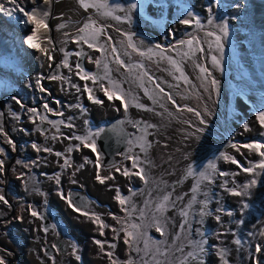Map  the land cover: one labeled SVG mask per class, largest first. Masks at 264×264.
Returning a JSON list of instances; mask_svg holds the SVG:
<instances>
[{"label": "rangeland", "instance_id": "374dc122", "mask_svg": "<svg viewBox=\"0 0 264 264\" xmlns=\"http://www.w3.org/2000/svg\"><path fill=\"white\" fill-rule=\"evenodd\" d=\"M225 1L228 4V8L222 6L216 8L213 14H209L204 12L205 7L203 4L201 10L194 12L195 0H171V2L162 0V4L166 2V5L159 6V9H153L152 6L154 4L151 6V9L145 5V10L142 11L144 15L140 16L136 15L133 11L130 13L126 12V0H119L121 8L124 9V11L118 15L107 16L97 12L94 14L88 11L90 15L85 19L62 15L63 20H57L55 15L57 0H53L47 7L50 12V16L48 17L49 29L51 31L55 29L57 33H59L56 41L59 48L57 54L58 62L55 64L53 69L54 72L50 74V76L64 77L63 73L65 68L71 70L73 67L72 61L75 56H78L76 55L77 52L82 51L85 53L84 55L78 56L77 63L82 60L84 62L83 57L93 52L96 54L97 59L101 61V64L99 66L95 64L94 68L85 69V71L90 75L103 78L102 82L106 87L107 82L104 81V76L107 75L105 73V61L107 66L115 62L116 57L114 55L119 54V51L124 49V52L122 55L119 54V57L124 62H128V68L130 70H126L127 68L125 67L115 66L111 69L112 73H110V75L119 83L126 86V92H129L132 98L135 97L139 103L151 109L146 110L140 108L142 112L156 116L153 120L143 119L133 121L130 124L131 127L137 129L140 124L142 126L145 124H153L156 126L158 124L156 128L157 133L163 134V132L165 133L169 129L174 128L182 135L180 138H166L169 142L175 143V145L171 147L170 144H166L165 151L160 152V165H157L153 163L155 157L151 152L153 142L150 136L153 128H148L147 134H145L147 141L151 142V146L148 147L147 157L146 159L143 158L145 173H150L153 186L159 189L160 193L163 194L170 191L169 194L172 199L177 194L178 190L186 188L187 177L184 176L189 166H194L197 159L201 157L204 151L216 154L217 150L213 149L219 148L218 156L221 152L233 155L241 164H245V166H247L245 160L246 156L248 160L251 161L259 160V157L255 156V154L249 155L248 149L242 148V155L240 152H236L231 145L264 139V128L255 134L245 133L246 130L243 128L245 123L249 125L250 130H252L253 123L258 125V112L264 110V41L262 43L259 41L261 35L264 37V30L254 31V0ZM134 2L138 6L137 0H134ZM147 3L150 2L148 1ZM236 3H239L241 7L236 8L230 6ZM190 11L193 13L192 17L188 15ZM129 15L131 17L130 22L126 18ZM116 16L121 17V19H115L114 17ZM210 16H215L217 23L219 19L223 18L222 20L227 21L229 25V36L224 38L223 41L224 47L222 57H220V53L217 50L214 37L208 35L209 32L218 31L217 28L214 27L216 25L215 23L211 25L208 23V18ZM196 17H199L201 21L200 26L195 23ZM89 18L94 20L95 23L104 30L102 44H100L104 51L99 53H97L98 51L95 49L88 48L87 45L85 46L84 44H77L74 42L75 36L73 34L77 33V29L87 23ZM184 19H191L192 23L187 25L180 23V21ZM203 22L204 24L202 25ZM61 24L65 25V27L58 28ZM18 29L24 30L25 32L28 27L24 26L23 29L21 27ZM71 31H74V33L72 34ZM129 35L132 38L131 43L134 44L136 48L138 46H143L144 54L142 57L136 53V50L129 46ZM109 37H111V39H108ZM241 37L244 38V43L247 45L246 52H242V50L238 49V46L243 42ZM189 41H192V43L189 44ZM71 43H75L76 47H71L69 49ZM113 48H115V52H113ZM201 48H203L204 52L200 51ZM150 49L151 51L149 54L148 51ZM177 50L189 54L190 58L188 60L179 61ZM250 52L252 53V69L248 70L244 67L245 71L248 72L245 76L240 69V64L242 61L243 64L246 65ZM213 55H217L218 58L221 59L224 69L223 72H221L218 67L213 66L211 59ZM206 56L211 60V64L208 61V73L211 74L209 79H205L208 73H202L197 67V65L203 66V59L204 57L206 58ZM61 57L62 60H60ZM168 57L176 61V65H173ZM65 59H67V63L71 65V67H66L64 65ZM136 60L143 61V69L146 71L147 75L151 77V80H155V84H159L163 89L164 84L173 91L175 95L174 99H177L178 105L180 106L179 110L177 104L172 105V103L167 101V98L157 89L160 95V101L153 102L150 100L149 102L148 95L145 94L144 89L137 83L136 69H133ZM90 61L93 62L94 58L92 57ZM177 67L182 70L183 76L176 70ZM74 69L76 70L75 66ZM131 69L133 72H131ZM81 75H83V73H81ZM0 77H3L1 73ZM66 78L67 79L60 84L59 110L62 107L72 110L77 107L76 105H80V108L87 110L88 108L84 106L85 103L83 99H77L73 102L72 96H69L70 91L73 88H77L73 87V85H77L79 88V90L77 88V92L82 94L81 90L83 88V83L81 84L80 77L76 75V71H70V74ZM211 78H215L219 83L218 95L216 94L215 86L210 84ZM40 80L46 91L42 92L40 87L35 84V82H32L29 87V92L24 96V98L28 99V101L34 105H40L42 102L54 97L53 88L46 87L49 77L45 76ZM77 80L80 81L76 83ZM132 80L133 83L131 84ZM149 84L150 88L155 87L153 82ZM93 85L94 84H88V87L93 89V94L95 95L98 91V87ZM37 86L39 93L36 94L34 91ZM164 93H166L165 90ZM238 93H240V95H238ZM14 97L22 101V92L16 90ZM7 98V96L4 97L0 108L5 107ZM134 102L136 103V101ZM199 102L203 103L205 107L204 111L198 107ZM241 103H243L244 106L246 104L245 108H247L251 115L254 112L257 114L255 115L256 119L253 118L252 120L251 117L245 115L244 107ZM161 105H163V107H161ZM121 106L123 107V104H121ZM257 106L259 107L258 111L256 110ZM187 107L201 111L200 113L205 118L206 123L201 124L194 112L187 111ZM209 112L212 114L209 115ZM198 128H203L204 131L198 132ZM130 155L139 157L137 150L134 149L132 153L124 157L125 163L119 164V168L123 169L128 166V168L131 169V161L127 159ZM140 156L142 157V155ZM133 170L138 171V169ZM220 171L238 174L220 176ZM247 174L248 173H243L237 165L220 158L219 164L217 165V172L214 174V183L211 184L212 186L205 185L203 188L204 191L209 190L206 209L209 214L200 215V219L202 221H209L211 227H209L207 223L205 226L207 229L210 228L209 232L212 234L209 237V251L212 250V253L208 257L209 251L207 252L205 257V262L207 264H212L211 260L215 252H219L220 255V262L217 264H225V260H227L228 264H256V261H259L260 264H264L263 173L255 177L258 183L254 187L248 189L247 195L235 196L227 191V188H237L243 191V186L248 184L250 179L254 178L252 175ZM133 179L139 183L134 182L136 184L134 188L142 187V193L138 199V206L143 203L144 199H151V201L161 200L154 197L150 181L144 183L138 176ZM224 181H227V187L223 186ZM170 184H172L171 187L169 186ZM182 194L183 193L180 192L177 195L179 199L184 198ZM232 197L235 198L234 201L231 199ZM172 199L169 201L168 207L171 206ZM215 204H217L216 207L214 206ZM243 204H247L248 207H242ZM121 209L123 208L121 207ZM217 213H219L220 220L212 222V218H215ZM109 214H113L114 217L119 218V220L114 219L112 223L108 222L110 228H112V226H115L116 229L125 227L124 224L121 223L119 211H113ZM107 217L108 215L105 216V218ZM241 220H243L244 223L241 224L239 222ZM197 226L198 223L195 219L194 229ZM106 231V228L102 229L103 234H101V229L96 230L95 236H92L94 244L95 240L105 242L106 252L111 251L113 253L112 257L107 256L110 263L112 260H116L117 264H128L132 250L128 244V248L125 251L126 255H123L120 251L119 244V239L122 236L126 239H128V237L124 232H116V234L111 232L109 236H106ZM181 231L182 240L185 241L183 236L184 228H182ZM152 233L157 234V232ZM226 234L233 240L230 245H234L235 249L238 250L237 257H235L231 247L225 242ZM155 237L160 242V245L165 246L164 244L167 241H162L157 236ZM175 237L170 238L169 241L172 242ZM149 239L151 241V249V238L142 236L141 239L138 240L139 252L141 255L145 251V244ZM211 239H213L212 242ZM236 239H240L242 244L237 245L235 243ZM86 242L87 241H81V245L84 244L85 249H87ZM111 244H115L116 246L112 248L110 247ZM257 244L261 245V251L258 256H256L254 249ZM75 249L81 250L82 252L80 246H77ZM221 250H224L223 254ZM247 252H249L248 258L245 263H243L242 260ZM79 257L81 259L80 254ZM254 258L255 263H253ZM144 261L145 259L141 257V264H144Z\"/></svg>", "mask_w": 264, "mask_h": 264}, {"label": "clouds", "instance_id": "9594fccd", "mask_svg": "<svg viewBox=\"0 0 264 264\" xmlns=\"http://www.w3.org/2000/svg\"><path fill=\"white\" fill-rule=\"evenodd\" d=\"M130 1L133 4H135L134 0H130ZM148 1L150 3H147ZM103 2L107 3L108 5L114 4L115 5L114 8L116 6L121 8V4H120L119 0H103ZM115 2H117V3H115ZM137 2H138L137 8L135 10H132V11L136 15H140V16L144 15L142 13V11L145 10V5L147 7H149L150 9H151V6L153 4L156 6L166 5V2H163V4H162V0H143V1L137 0ZM167 2H171V0H167ZM207 2H208V0H202V4L205 7L204 8L205 13H207V11H206ZM128 8L129 7H126V9H128ZM102 10L103 9H101L100 11H102ZM85 11H87V12L89 11V12H92L94 14H95V12L101 14L100 11H96V9H94V8H89ZM122 12L123 11L120 10L118 13L110 14L107 16L118 15ZM89 15L90 14H87V16H89ZM260 20L264 21V17H261ZM84 23H85V21H84ZM203 24H204V22L202 23V25ZM95 25L97 27H101L96 23H95ZM24 26L28 27V29L25 32H24V30L18 29L19 28L18 26H10L7 23L4 24V20H2V24L0 25V31H2V32L6 31V33H7V35L5 36L0 32V73L2 74L3 78L8 81V83H9V80L12 78H14V80H15L13 90H12V88H13L12 86L7 85V89L14 91V93L10 94V96L8 94L5 95L8 97L6 99V102H5V107L4 108L1 107L3 109L1 111V113L3 115V122H2V126H0V127L3 128L4 133H6L7 135L5 136L3 133H0V147L4 148V150H5V152L3 154H0V159H3L5 161L4 171L2 173H0V194H3L6 197V199L9 201L10 206L5 205L2 202H0V209H4L7 212L12 211V208L14 205V199L17 196H24L28 200L40 199L43 197L42 192H40L39 190L32 192L28 188L29 184L33 185V182L30 180L28 172L26 170H22L20 172V174L15 173L13 160H9V158H8V153L11 151H14V149H15L9 143H7V140H9V139L14 144L18 143L20 150H28V151L33 152V153L37 152L36 149H34L32 147V145L34 143L37 144V142H36V138L33 136L32 132L29 129L31 120L27 117L21 116L20 113L17 112L16 110L21 111L22 109L28 108L31 104H33L30 101H28V99L24 98L25 94L29 92V90H30L29 87L32 84V82H35V84H36V81L38 79L40 80L42 77L48 76L49 80L46 83V87H48V88L52 87L54 89V87L52 85L47 86V84L50 81L59 80L60 81L59 85H60L61 82L65 81V79H67L66 77H68V76L65 77V75L63 73L64 77L56 76V77H58L57 79H50V77L54 76V75L50 76V74H52L54 72L53 69H54L55 64L58 62V59H56L55 62H53V65L51 66L50 71L46 75L38 78L37 80H34V79L30 78L29 76L25 75V74H29V72H28L29 69H33V66L35 65V62H36V57L33 55V58L30 61L25 62V64H24V62L19 60L17 55H16L17 51H21L22 55L24 56L26 49H28V47L26 46V43H24L25 37L23 38V42L18 37V35H20V34L28 35L30 33L29 32L30 24H27L26 22H21L20 27L23 29ZM58 28H59V26H58ZM54 30L55 29H52V31L50 30L49 33H50V37L52 38V41H53V44L51 45V47L56 54V50H57V52H59V48H58L57 42H56L58 39L59 33H57V30H55V31ZM71 32H72V34L74 33V31H71ZM103 34H102V40H103ZM73 35L76 37L78 35V32L73 34ZM7 39H10L11 41H13L14 45L17 47V50L14 51L15 54L11 51H7L4 49L3 46L5 45V42ZM24 44H25V48H24ZM72 44L73 43H71L69 45V49L71 48ZM72 47H74V46H72ZM136 49H138V51L136 50V53L142 57L143 55H141L140 53L144 52L143 46H138ZM238 49L242 50L241 44H240V46H238ZM29 52H31V51H29ZM99 52H101V51H98L97 53H99ZM148 53L150 54V51H148ZM177 54L179 55V61L188 60L190 58L189 54L180 52L178 50H177ZM59 55H60V53H59ZM86 56L83 57L84 60H85ZM114 56L116 57V55H114ZM119 59H121V58L119 57ZM208 61L211 64L210 58L208 56H206V58L204 57L203 63H202V65L204 67H206L207 69H208ZM77 62H78V59L76 60V64H77ZM83 63H84L83 60L81 62H79V64H81L84 69H90L89 67H87ZM141 64H143L142 60H136V64L134 65V68H133V69H136V76L139 79V81H137V83L143 89L144 88L149 89V94H151V92H153V91H154L153 93H156V97H154L153 94H151V96L153 97L152 99H150L149 95H148L149 102H150V100L153 102H154V100L156 102H158V101H160V95L158 93L159 89H157L155 87L150 88V84H149V83L153 82V84L155 85V80H150L148 75L147 76L144 75V73L146 71L143 68L139 67V65H141ZM110 65L112 68H114L115 66H120L123 68L124 67L127 68L126 70H129L128 62H125L126 66H122V65L118 64L116 59H115V62L111 63ZM17 66L19 68L18 70L16 69ZM244 67L246 69H248L246 67V65H244L243 62L241 61L240 69L242 70V73L245 75V74H248V72L245 71ZM106 68L107 67H105V72H106ZM65 69H67V68H65ZM248 70H250V69H248ZM77 71L78 70L76 69V72ZM78 81H80V80H77L76 83ZM82 83H83V88L81 91L83 92L84 95L87 94V97H88V93L84 90L85 85L88 86V83L85 82V80H81V84ZM91 84H93V83L91 82ZM94 85H96V84H94ZM121 87L125 93H129V92H126V86L121 84ZM163 87H164V90L166 91V93L171 94L173 98L175 97V95L171 89L166 87L164 84H163ZM2 89H3V87H2ZM73 89L77 90V88H73ZM16 90H19L20 92H22V96H23L22 103L24 105L23 108L20 106V104H18L16 102V100L12 99L15 96ZM53 92H54V97H52L48 100H51L53 104H57V101L59 100L60 97L56 95L55 90H53ZM34 93H36V94L39 93L38 86L36 87ZM70 93H71V91H70ZM78 94L79 93L76 92V95H78ZM161 94L164 95V93H161ZM238 95H240V93H238ZM4 97H3L2 101L4 100ZM10 97H12V98H10ZM114 100H111V101H114ZM47 101H45V103ZM167 101H169V100H167ZM175 101H176V104L178 105L177 99H175ZM73 102H75V100H73ZM169 102H171V101H169ZM119 103H120L121 109L123 110L124 108L121 106V104H123V102L120 100ZM201 104L203 105V103H201ZM241 104L243 105V103H241ZM43 105L44 104H42L41 106L43 107ZM172 105H174V104H172ZM245 106H246V104H245ZM198 107H199V105H198ZM188 108L189 107H187V109ZM132 109L141 110L139 107L132 105L131 107L128 108L127 111H125L123 118L121 120H119L118 117L110 118V120L112 119L111 121L117 120V123L114 125L117 127H115L113 130L114 131L119 130L120 129L119 125H121V130L123 129V130H125L126 133L128 132V137L123 142V147L122 146L120 147V148H122V150L119 153V155L117 156L116 160L114 161L113 158H114L115 154H117L119 152L120 148L118 149L117 152H114L112 154L111 158H109V161H108L110 166L105 168V173L108 176H114L115 179L114 180H108V181H106L105 184H101L98 180H96V183L99 184V186L95 187L93 197L91 198V200L88 204V207H87V212L90 215L95 214V215L99 216L101 218V220H103L106 225H109L108 222H110V223L114 222V215L109 214V213L116 211V210H109L108 213L105 214V213H102L101 211H99L98 209H96V204L101 202L103 199H105L110 191L114 192L113 193L114 200L116 202V205L120 208L118 210L120 213V219H121V221L124 222L123 224L125 227H127L129 224H132V223H139V224L142 223V220L144 217L142 218L141 214H143V212H144V207H145L144 205L146 204V201H150L151 203H155V205L157 204V202H160V200L159 201H151V199H144L143 203L140 206H138V199L142 193V187L141 188H134L136 186V184L134 182H131V180L129 179V177L134 178L137 176L132 175V176H128L125 178V176H123L120 172L115 171V169L119 166V164L125 163L124 157L126 155H128L129 153H132L134 149L137 150L140 161H141V166L145 170V164H144L143 158L146 159L147 154H148V148H147L146 152L141 151L140 145L145 143V141H147V138L145 137V132L141 130L143 128V126L141 124L139 125L140 129L139 128L135 129L134 127H131L130 124L132 122H130V117H131ZM179 109H180V107H179ZM194 110L199 111L196 109H194ZM201 110L202 111L205 110L204 105H203V109H201ZM256 110L257 111L259 110L258 106H257ZM199 112H201V111H199ZM252 115L255 118V115H257V114L254 112ZM152 131H153V129H152ZM151 135H152V133H151ZM88 152H89V147H82L79 150L80 155H83V154L88 153ZM140 155H142V157ZM219 161H220V158L218 159L217 165L219 164ZM126 167H128V166H126ZM130 170L133 172L135 171L133 169H130ZM100 173H98V174L101 175ZM124 178H125V182L122 185L121 181ZM213 180H214V176H213ZM127 181H129V182L127 183ZM136 183H138V182H136ZM209 185H211V184H209ZM117 189L119 190L121 195L129 198V204L128 205L121 206L119 204V202L115 199V194H116ZM208 198H209V190L206 191L205 195L202 196V200H208ZM102 205L108 209L111 208L110 205L106 202L102 203ZM201 205L203 208L202 203H199L198 207ZM97 206H98V204H97ZM121 207L123 209H121ZM125 208H128V210L125 211ZM106 215H108L107 218H105ZM218 216H219V213H218ZM21 217H22V219H20ZM38 219H39L38 217L32 216L29 211H25L24 213L17 212L15 214L10 215V216H4V217L0 216V257H3L6 264H51L48 261V259L51 257L52 254H50V252L47 250L48 249L47 243L43 239H41L40 231L39 230H37V231L32 230L29 228V226L32 222L35 221L38 223V221H39ZM88 220H89L90 236H95L96 230H100L98 223L94 222V216L91 219L88 217ZM203 222H204V224L207 223V225L209 227H211L208 223V220L203 221ZM38 225H40V224L38 223ZM10 226H12L16 235H18L21 239L10 238V234L7 232V229ZM113 228H116V227L115 226H112V228L106 227V229H107V231L105 233L106 236H109L110 233L113 232L112 231ZM151 228H149V235L150 236H157L159 238V236L157 234H152ZM25 229L28 231H27V234L23 235L22 232ZM207 230L209 232L210 228H208ZM101 231H102V229H101ZM146 231H147V229H146ZM114 233L116 234V232H114ZM211 235L212 234L210 233V236ZM90 236H88V238L86 240L87 241L86 242L87 249H85V251L82 250V252H81V250L75 249V251L73 252L72 261L70 262V264H88L87 256H88L89 260L92 261L94 264H111L108 257L105 255L106 250L104 249L103 251H101L99 246L94 244L93 238H92V241H93L94 246L98 247L99 249L96 250L95 247L92 249H89V247L91 246L89 243V237ZM212 241H213V239H211V242ZM150 244L151 243L147 242V250H145V251H152V248L150 249ZM44 246H46V248H44ZM209 246H210V238H209V245L207 246L208 250L205 253V257L207 255V252L210 249ZM134 247H135V250L133 251L132 255L129 256V261H133L134 264H141V257L144 258V256L148 255V253H145V251H144L143 254L141 255L140 252L136 251L137 243H135ZM211 253H212V250L208 252V257ZM79 254L81 256V259L76 258L77 255H79ZM152 260H153V258L150 259V264H152ZM54 261L59 263V257L57 259H54ZM253 263H255V260H253ZM65 264H67V263H65ZM205 264H207V263L205 262Z\"/></svg>", "mask_w": 264, "mask_h": 264}, {"label": "flooded vegetation", "instance_id": "af4514ba", "mask_svg": "<svg viewBox=\"0 0 264 264\" xmlns=\"http://www.w3.org/2000/svg\"><path fill=\"white\" fill-rule=\"evenodd\" d=\"M111 69V65H108L104 81L107 82L106 87L109 90L115 91L117 87H122L121 83L110 75L112 73ZM113 81L116 82L115 87L113 86ZM14 84V78L10 79L8 83L6 79L0 77V105L6 94L10 96V94L14 93V91L7 89V85L12 86L13 90ZM95 86L97 87V85ZM98 91L94 96L100 98ZM85 98L82 92V94L79 93L76 96L75 101L83 99L85 102ZM44 103L42 102L40 105L31 104L28 108L16 111L21 116L31 120L29 129L36 138L37 145L41 149L44 147L51 148L52 152L37 151L33 153L28 150H20L19 144L16 143L14 151L8 153L9 160H13L14 172L20 174L22 170H26L30 180L33 182V185L29 184L28 188L32 192L39 190L42 192L43 197L28 200L24 196H17L14 199L12 211L7 212L4 209H0V216H10L17 212L24 213L25 211L31 213L33 210L38 212L39 215L35 217L39 218L38 223L40 225L34 221L30 224L29 228L36 231L39 230L41 239L47 243V250L52 254L48 261L51 264H70L75 248L80 246L85 251L84 244L81 245V241L85 242L88 236H90L89 220L88 217L82 215V212H87V207L93 197L95 187L99 186L96 183V175L101 172V176H108L105 173V168L110 166L108 161L112 155H108L103 151L99 140L105 131L117 123V120L111 121L112 119L110 120L108 116H99L98 109L95 106L89 107L86 103L84 106L88 108L87 111H84L80 107H75L72 110L62 107L63 109L59 110V103L53 104L51 100H48L46 103L53 109L52 112L45 111L41 106ZM29 108L38 109L42 115L48 117V120L41 122L40 116H35L36 123L34 124L33 114L27 111ZM2 110L0 108V126H2L3 122ZM119 112L121 114L118 115V119L121 120L125 110L123 109ZM57 113H62V115ZM48 121H64V123L56 127L48 123ZM69 123L73 126L68 127ZM99 129H103V131L99 136L95 137L97 151L93 152L89 148L88 153L80 155L79 150L83 147L82 142L74 139V137L87 136L89 132L94 133ZM53 136L57 138L52 139ZM68 137L73 138L69 139ZM68 149L72 150L69 151ZM121 150L122 148L115 154L114 161ZM55 152H62L64 155L56 156ZM85 157L91 162L86 161ZM65 158L69 161L67 166H64L63 163ZM97 160H99V164H97ZM81 164L84 167L81 168ZM54 176L59 177V184L53 179ZM61 192L64 193V196H71L73 206L80 207L81 212L75 211L74 207L70 206L67 200L61 196ZM27 231L25 229L22 232L23 235L27 234ZM7 232L10 234V238L21 239L16 235L12 226L8 227ZM122 238L124 237L122 236L119 239L120 247ZM134 246L135 244L129 245L132 250L131 255L135 250ZM127 248L128 244H126ZM120 251L123 255H126V250L122 251L120 249ZM58 257L59 263L54 261Z\"/></svg>", "mask_w": 264, "mask_h": 264}, {"label": "snow or ice", "instance_id": "6c2138e0", "mask_svg": "<svg viewBox=\"0 0 264 264\" xmlns=\"http://www.w3.org/2000/svg\"><path fill=\"white\" fill-rule=\"evenodd\" d=\"M11 4L13 5L12 8L6 7L5 4L0 3V12H5V13H9L12 14L14 11L15 12H21L24 14V16L27 18L26 23L33 25L34 27L30 29V33L29 35H26L25 37V43L28 44V46L30 48L33 49H37L42 56L47 59L48 61H52L54 59V57L50 54V48L48 47H41L40 43H35L34 40H38L40 39V37L38 36V33L41 32V30L43 29L45 36H44V40L47 41V43L49 45L53 44L52 38L50 36H47L46 33L48 31H50L49 29V25H48V17L50 16V12L48 11L47 8H45V5H50L53 0H10ZM25 2H27L29 5H31V7L25 11L24 8V4ZM79 4L85 9H89V8H94L96 9V11H100L101 9H107L109 6L107 3L103 2V0H78ZM223 2L222 0H208L207 5H206V11L209 14H213L216 8L222 7ZM231 7H236L239 8L241 7V5L239 3L230 5ZM137 8V4H131L129 6V8L126 10L128 13H130L132 10H135ZM122 11H124V9H121ZM106 15H109V12H105ZM189 17L193 16V13L190 11L188 13ZM39 17V18H38ZM117 20H120L121 17L116 16L114 17ZM129 22L131 21V17L130 15L126 17ZM180 23L183 24H191L192 20L191 19H184L181 20ZM195 23L196 25L200 26L201 25V21L199 19V17L195 18ZM208 23L211 24H216V28H217V32H209L208 35L214 37L215 39V44L217 47V50L220 53V57L223 56V41L224 38L229 36V25L227 23V21H220V22H216V17L215 16H210L208 18ZM60 28H64L65 25L61 24L59 25ZM103 28L102 27H96L95 26V21L92 20L91 18H89V21L87 23H85L82 27L77 29L78 35L75 37L74 42L77 44H85L88 46V48L90 49H95L97 51H104L103 47L99 44V37L103 34ZM67 34V33H66ZM108 39H111V37H109ZM129 39V46L132 47L134 50L136 49V46L134 44L131 43V36L129 35L128 37ZM43 42V41H41ZM189 44L192 43V41L188 42ZM159 47V46H157ZM62 50V49H61ZM113 52H115V48L112 49ZM151 51V49L149 50ZM200 51H203V48L200 49ZM85 53L81 52H77L76 55H84ZM141 55H143L144 53H140ZM90 60L92 59V57H88ZM168 59L170 60V62L173 65H176V61L172 60L171 57H168ZM212 59V64L215 67H218L219 70L221 72H223V66L221 63V59L218 58L217 55H213L211 57ZM116 61L118 64L122 65V66H126L125 62L121 59H119V54H116ZM97 66H99L101 64V61L96 59L93 61ZM64 65L66 67H71V65H69L67 63V59H65L64 61ZM105 67H107L105 65ZM140 68H143V65H139ZM197 67L200 69V71L202 73H208V69L204 66L201 65H197ZM75 68L78 70L76 72V75H78L80 77L81 80H91L93 84H96L97 87L99 88L100 91H102L106 96L107 99L109 101L111 100H121L123 102V108L125 111H127L129 105L127 102V93H125L123 91L122 88L117 87L115 91H111L109 90V88L105 87L102 79L100 77H97L95 75H90L88 74L85 69L81 66V64L77 63L75 64ZM177 71H179L181 73V76H183V72L182 70L177 67L176 69ZM81 73H83V75H81ZM145 76H147V73H144ZM211 76L210 73H208V76L205 77V79H209V77ZM58 77L56 76H52L50 77V79H57ZM149 79L151 80V77H149ZM113 86L115 87L116 82L113 81ZM36 84L40 87V90L42 92L46 91V89L44 88L43 84L41 83V80H37ZM210 84L214 85L216 88V94H219V83L215 78H211L210 79ZM73 87H77V85H73ZM155 88L159 89L160 93H164V89L160 87L159 84H155ZM79 90V88H78ZM84 90L88 93V99L91 100L93 103L95 104H103L104 101L101 100L100 98L94 96L93 94V89L91 87H88L87 85H85ZM144 92L146 95H149V98L152 99L153 97L149 94V89L144 88ZM119 93V94H118ZM164 95L166 96L167 100L171 101L172 104H176L175 99L172 97L171 94L168 93H164ZM13 100H16V102L18 104H20V106L23 108L24 105L22 103V101L17 100L16 97L12 98ZM134 101H136L135 106L139 107V108H144L146 110H151L148 109L146 107V105L139 103L135 97L132 98ZM154 102H156L154 100ZM57 103H59V101H57ZM77 107H80V105H76ZM161 107H163V105H161ZM179 105H177V108L179 109ZM43 108L45 109V111L47 112H52L53 109H51L49 107V105L47 103H44ZM119 110V109H117ZM189 112H194V114L197 116V118H199L200 123L201 124H205L206 120L205 118L201 115V113L199 111H195L192 108H188L187 109ZM28 112L33 114V123L35 124V116H40L41 122L48 120V117L46 115H42L38 109L36 108H29L27 109ZM84 111H87L86 109H84ZM57 114H61L62 113H57ZM212 113L209 112V115H211ZM48 123L53 124L54 126L58 127L59 124H63L64 121H59V122H53V121H48ZM258 123L261 126V128H264V110H260L258 112ZM68 127H72L73 125L71 123H69L67 125ZM156 127L153 124H145L143 126V128L141 129L142 131L145 132V134H147V129L148 128H154ZM243 128L246 131H250L249 125L247 123H245L243 125ZM41 131H43L41 129ZM103 131V129H99L96 132H89V134L87 136H75L74 139L79 140L82 142V146L83 147H89L91 148V150L93 152H96V145H95V137L99 136L101 134V132ZM198 132H202L204 131L203 128H198L197 129ZM0 133H3L5 136L7 135L6 133H4V130L2 127H0ZM56 136H53L52 139H56ZM69 139L73 138V137H68ZM7 143H9L13 148H15V144L9 139L7 140ZM151 146V142L145 141V143L140 145L141 151L146 152L147 148ZM32 147L34 149H36V151H44V152H52L51 148L48 147H44L43 149H41L37 144H33ZM231 147L233 149L236 150V152H240L242 155V148L243 149H248L249 150V155L255 154L259 157V160L257 161H251L248 160L247 156L245 157L246 160V164L247 166H245V164H241L239 160H237L235 158V156L233 155H229L227 153L221 152L219 157L214 156L213 159L209 160L206 164V166H204L201 170H197L196 168H194L192 165L189 166L188 169V174L191 175H198L199 177H202L204 180L208 181L209 183L214 182L213 181V174L217 172V165L215 163L216 159L218 158H222L223 160L229 161L232 164H235L239 167V169L243 172V173H248L250 175H252L254 178L250 179L248 184H245L243 186V191L238 190L237 188H227V191H229L232 195L235 196H242V195H247L248 194V189L250 187H254L257 183L258 180L255 177H258L261 173H264V139L262 140H255V141H251V142H244L243 144L240 143H235L232 144ZM69 151H71L72 149H68ZM5 152L4 148L0 147V154H3ZM56 156H62L64 155L62 152H55ZM128 160L131 161V169H138V171H131L128 167H125L123 169L117 167L115 169L116 172H120L123 176L128 177V176H138L142 181H144V183H148L146 174H145V170L144 168L141 166V161L140 158L138 156H128L127 157ZM85 160L88 161V158L85 157ZM91 162V161H88ZM4 163L5 161L3 159H0V173H2L4 171ZM19 163V161H18ZM64 166H67L69 161L67 158L64 159ZM97 164H99V160H97ZM80 167H84L83 164L80 165ZM238 173H229V172H224V171H220L219 175L220 176H230V175H236ZM53 179L56 180V183L59 184L60 183V179L58 176H54ZM96 179L101 183V184H105L106 181L108 180H114L115 177L114 176H101L99 174L96 175ZM75 182V181H73ZM199 181L197 182L196 187L192 188V192L195 193L199 190ZM225 187H227V181H224V185ZM61 196L63 198H65L68 202V204L70 206H73L72 204V198L71 196H64V193L61 192ZM115 199L119 202V204L121 206H125L129 204V198L122 196L121 193L119 192V190L117 189L116 194H115ZM171 195L170 194H165L162 196L160 202L155 206V211L158 213H162L164 212L167 207L169 206V201H171ZM193 200H195V196L192 197ZM0 202H2L5 205H9V201L6 199V197L3 194H0ZM201 203L203 204V208L200 211V215H207L209 214L206 209H207V204H208V200H203L201 201ZM10 206V205H9ZM172 206H174V203L172 204ZM74 210L77 212H81L80 207L78 206H73ZM242 207L247 208L248 205L247 204H243ZM128 208H125V211H127ZM182 215L187 216L188 212L187 211H183L182 210ZM231 214V213H230ZM32 216H38V212H36L35 210H33L31 212ZM82 215L89 217L90 219L94 216V222L98 223V226L100 229H104L106 227H110L109 225H106L104 223L103 220H101V218L95 214H89L88 212H82ZM142 218H143V214H141ZM22 219V217L20 218ZM114 219L119 220L118 217H114ZM215 219L217 221L220 220V217L217 215L215 217ZM241 224L244 223L243 220L239 221ZM121 223L123 224L124 222L121 221ZM188 221H185V224H187ZM154 227H156L157 231L161 232V234L163 235L164 232L162 230V225L157 221L154 225ZM182 228L184 227L183 225L181 226ZM141 229V225L139 224H129L128 227H121L120 229H116L113 228L112 231L113 232H124L125 235L128 237V239L124 240L125 244H129V245H134L136 243V241L140 240L143 233L140 231ZM45 231H47V229H45ZM101 234H103V232L101 231ZM235 243L237 245L242 244V241L240 239H236ZM95 244L99 246V248L101 249V251H103L105 249V242L101 241V240H95ZM116 245L115 244H111L110 247L114 248ZM145 250H147V243L145 244ZM136 251H140V248L137 247ZM156 254H163V255H167V252L164 253H160V249H159V245L156 246V248L153 250ZM204 250L201 248V252H203ZM255 251L256 252H260L261 251V245L257 244L255 246ZM222 254L224 252V250H221ZM105 255L108 257H112L113 253L111 251H107L105 252ZM188 257H191L193 260H197L198 261V257L196 256L195 253L189 252L187 254ZM77 259H80L79 255H77L76 257ZM223 258V255H222ZM0 264H6V262L4 261L3 257H0ZM111 264H117L116 260H112ZM128 264H134L133 261H129ZM144 264H148L147 261H144ZM154 264H160L159 261H155L154 260ZM180 264H188V260L187 258L185 259H181ZM225 264H228L227 260H225ZM256 264H260L259 261H256Z\"/></svg>", "mask_w": 264, "mask_h": 264}, {"label": "bare ground", "instance_id": "6f19581e", "mask_svg": "<svg viewBox=\"0 0 264 264\" xmlns=\"http://www.w3.org/2000/svg\"><path fill=\"white\" fill-rule=\"evenodd\" d=\"M222 2L224 5L223 7L228 8L227 2L225 0H222ZM0 3L5 4V6L9 7V8L13 7L10 0H0ZM131 4H133V3L130 0H126V6L127 7H129ZM30 7H31V5H29L27 2H25V4H24L25 11H27ZM44 7L47 8L48 5H45ZM152 8L153 9H159V6L153 5ZM201 8H202V0H195L194 12H198L199 10H201ZM253 10H254V31L264 30V21L260 20L261 17H264V0H254ZM87 14H88V12L82 8V6L79 4L78 0H57V2H56V14L55 15H56L57 20H63L62 15L73 16V17L78 18V19H84L87 16ZM2 20H4V24L7 23L10 26L20 27L21 22H26L27 18L21 12H15L14 11L12 14L0 12V25L2 24ZM33 27H34L33 25H30L29 32H30V29ZM0 32L5 36L7 35L6 31L5 32L0 31ZM29 34H31V33H29ZM46 35L50 36L49 31L46 33ZM38 36L40 37V39L34 40V42L40 43L41 47L50 48V54L54 57V59L52 61H48L47 59H45L37 49L30 48L27 43H26V46L28 47V49H26L24 56L22 55L21 51H17V53H16L18 59L21 60L22 62H24V64H25V62L30 61L33 58V55L36 57V62H35V65L33 66V69H29L28 70L29 74H25L26 76H29L30 78H32L34 80H37L41 76L46 75L50 71L51 66L53 65V62H55V60L58 59L57 50H56V54H55L51 45H49L47 43V41L44 40L45 33H44L43 29L41 30L40 33H38ZM241 39L243 41L244 38L241 37ZM41 41H43V42H41ZM259 41L261 43L264 41L263 35H261ZM72 46L76 47L75 43L72 44ZM241 46H242V51L246 52L247 51V45L244 43V41L241 43ZM3 47L5 50L11 51L13 53L15 50H17V47L14 45V42L11 41L10 39L6 40L5 45ZM29 51H31V52H29ZM123 52H124V49H121L119 51V54L122 55ZM249 54H250V56L246 61V67L251 70L252 69V57H251L252 53L250 52ZM88 57H93L94 60H96L97 59L96 54H94L93 52H90L84 60V64L87 67L94 68L95 63L91 62ZM76 59H78V56H76L74 58V60L72 61L73 67L71 68V70H69L68 68L65 69V71H64L65 77L70 74V71H72V72L76 71L74 69V66L76 64V61H75ZM60 60H62V57L60 58ZM16 69L17 70L19 69L18 66ZM59 82H60L59 80H52L47 84V86L52 85L54 87L53 90L56 91L57 96H59V92H60ZM85 82H87L88 84H91L92 81L91 80H87V81L85 80ZM76 92H77L76 89H72L71 93L69 94V96H72L73 100H75V98L77 96ZM98 94H99L100 99L104 101L103 104L93 103L91 100L88 99L87 94H85V97H86L85 103L88 104L89 107L95 106L99 111V116H108L110 118L118 117V115L121 114V112H119V111H122V109L120 107V103H119L120 100L119 101L118 100L109 101L107 99V96L100 90L98 91ZM198 105L201 109H203V105L200 102L198 103ZM117 109H119V110H117ZM244 111H245V115L248 117H251L253 120L254 117L249 113L247 108L244 107ZM155 118H156V116H154V115H148L145 112H142L141 110L132 109L130 122H133L136 120H143V119L153 120ZM157 126L155 128H153L152 135H151V140L153 142V148H152L151 152L153 153V156L155 157V160L153 161V163L160 165V159H159L160 158V152L165 151L166 144H170L171 147H173L175 145V143L169 142L166 138L167 137L180 138L182 135L180 133H178L174 128L169 129L165 133L163 132V134H160L159 132L157 133V131H156ZM261 129L262 128L259 125L253 123L252 130H250L249 132L245 131V133L255 134L258 131H260ZM255 156H257V155H255ZM207 159L211 160L212 157H207ZM146 177H147V180L151 182V188H152V192L154 194V197H156L157 199H161L163 195L169 194L170 191L162 194L159 192V189H156V187L153 186V182L151 180V176H150L149 172L146 173ZM263 177H264V173H263ZM125 178L121 181L122 185L125 182ZM129 179L131 180V182H136L132 177ZM186 181H187L186 188L177 191V194L172 199V204L174 203V206H172V204H171V206L167 208L166 215L161 220V225L163 226L162 230H163L164 234L162 235L161 232L157 231L156 227H154V226L151 228V232H157V235L162 240H164L168 236H174L179 232V229L181 228V226L183 224V220H184V215L181 214L182 210L183 211L188 210V206L192 200V197L197 194V192L193 193L191 191L192 188L196 187L195 179L190 178L189 180H186ZM128 182L129 181H127V183ZM169 186L171 187L172 184H170ZM180 192L183 193L182 194L184 197L183 199H179L177 196ZM113 193H114L113 191H110L105 199H103L101 202L97 203L98 206L96 204V209H98L99 211H101L102 213H105V214H107L109 210L118 211L120 208L116 205ZM231 199L234 201L235 198L232 197ZM105 202L110 205V207H111L110 209H108L102 205V203H105ZM214 206L216 207L217 204H215ZM217 215H218V213L216 214V216ZM213 221H216V219L212 218V222ZM208 223H209V221H208ZM140 231L143 233V235H146V221L145 220H143L141 223ZM225 238H226V240H225L226 244H228L231 247L232 252L235 254V257H237L238 250L235 249L234 245H230L233 242V240L227 234L225 235ZM124 240H125V237L122 238V240H121L120 249L122 251L126 250V244L124 243ZM89 243L92 244L89 247V249H92L95 247L93 244V241H92V236L89 237ZM95 249L98 250L99 248L95 247ZM254 249H255V247H254ZM258 254H259V252H256V256H258ZM248 255H249V252H247L244 255V259L242 260L243 263H245V261L247 260ZM256 256H255V258H256ZM255 258H254V260H255ZM87 261H88V264H94L92 261L89 260L88 256H87ZM219 262H220L219 252L218 253L215 252L212 256L211 263L217 264Z\"/></svg>", "mask_w": 264, "mask_h": 264}, {"label": "trees", "instance_id": "16d2710c", "mask_svg": "<svg viewBox=\"0 0 264 264\" xmlns=\"http://www.w3.org/2000/svg\"><path fill=\"white\" fill-rule=\"evenodd\" d=\"M140 1H143V0H140ZM115 3H117V2H115ZM108 6L109 7L107 9H103L102 11H100L101 14L106 15L105 14L106 11L109 12L110 14H115L121 10V8H119L117 6L114 8V6H115L114 4H111ZM222 19L223 18L219 19L218 22L224 21ZM214 27L216 28V25ZM99 44H102V35L99 37ZM105 64H106V62H105ZM106 66H107V64H106ZM131 72H133L132 69H131ZM137 81H139L138 78H137ZM131 83H133V80L131 81ZM153 92H151V94H153V96L156 97V93H153ZM126 99H127L129 107H131L132 105L135 106L136 103L133 101V99L129 93H127ZM213 150H217L216 154H212V153H209L207 151H204L202 153L201 157L197 159V161L193 167L196 168L197 170H201L204 166H206L207 162L209 161L207 159V157H212V159L214 156L219 157L218 156L219 148H216ZM218 159H216V161H215L216 165L218 163ZM214 174H213V176H214ZM184 177H187L186 180H189L190 178L195 179L196 185H197L198 181L200 182L199 183V190L197 191V194L195 195V200L192 199L191 202L189 203L188 210H187L188 215L184 216V220H183L182 225L184 226L183 227L184 228L183 236L185 238V241L182 240V231H181L182 227H181L179 229V232L176 235L168 236L164 240L160 239L162 241H167L164 244L165 246L160 245V242L158 241V239L155 236L149 235V228L153 227V225L157 221L161 224V220L166 215V210H165V213L164 212L158 213L155 211V206L159 202H157V204L155 205V203H151L150 201H146V204L144 205L145 207H144V212H143V217H144L143 220L146 221L147 231H146V235H142V236H145V237L152 239V251H145V253H148V255L144 256L145 261H147L148 264H150V259H152V258H153L152 264H154V260L159 261L160 264H180L181 259H185V258H187L188 264H205V253L208 250L207 246L209 245L210 233L208 232L204 222L200 219V211L202 209V205L198 207V204L201 203V201H203L202 196L205 195V193H206V191L203 190L205 185L213 184V182L209 183L208 181L204 180L202 177H199L198 175H191L190 176L188 174V170H187L186 175ZM194 210H195V214H194ZM194 216H195V218H194ZM195 219L198 223V226L194 229ZM186 220L188 221L187 224H185ZM135 224H139V223H135ZM139 225H141V224H139ZM172 237H175V239L171 242L169 240ZM136 243H137V247H139L138 241H136ZM148 243H151L150 239H149ZM157 245H159L160 253L167 252L168 254L167 255L156 254L153 250L156 248ZM201 248L204 250L203 252H201ZM189 252L195 253L196 256L199 258L198 261L193 260L191 257H188L187 254Z\"/></svg>", "mask_w": 264, "mask_h": 264}, {"label": "water", "instance_id": "95a60500", "mask_svg": "<svg viewBox=\"0 0 264 264\" xmlns=\"http://www.w3.org/2000/svg\"><path fill=\"white\" fill-rule=\"evenodd\" d=\"M25 35L26 34L18 35L22 42ZM119 126L120 129L117 131L113 130L117 126L109 128L99 140L103 151L108 155H112L114 152H117L121 146L123 147V142L128 137V132L126 133L125 130H121V125Z\"/></svg>", "mask_w": 264, "mask_h": 264}]
</instances>
